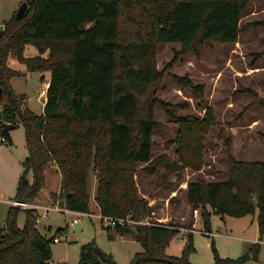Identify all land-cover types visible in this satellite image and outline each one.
<instances>
[{"label":"trees","instance_id":"16d2710c","mask_svg":"<svg viewBox=\"0 0 264 264\" xmlns=\"http://www.w3.org/2000/svg\"><path fill=\"white\" fill-rule=\"evenodd\" d=\"M27 2L22 17L13 13L0 27V134L10 139L4 123L25 130L27 156L21 162L14 199L33 200L44 186L45 169L54 162L60 172V189L65 192L64 206L72 211H89V177L98 169L95 201L100 213L138 220L148 210L146 201L136 196L129 184L125 166L147 163L153 173L157 166L169 164L166 157L152 158V134L160 127L152 104L143 110L142 97L150 94L164 74L155 62L160 42H178L180 52L199 51L214 41L235 42L242 29V10L252 0H20ZM264 25V22H258ZM28 45L34 55H25ZM9 56L25 65L15 69ZM49 74L46 100L41 113L27 105L28 95L16 93L10 78L28 72ZM173 78L181 88L188 87L194 97H203L204 85L194 83L186 74ZM258 102L254 90L244 89ZM168 114L181 126L178 155L182 166L199 168L193 156H182L188 149L186 138L196 144L198 132L213 123L206 106L202 119ZM181 106L187 107L184 101ZM32 172L33 179L28 174ZM225 180L195 179L186 186L188 202L204 209L207 234L212 233L210 210L221 217H241L256 212L260 236L264 233V160H239L229 156ZM19 207L9 206L6 221L0 225V264H47L50 243L35 223L31 209H24L25 221L17 224ZM106 227V226H105ZM172 223H137L116 226L120 233L131 234L143 247L130 264H196L189 260L194 250L192 232L179 256L168 255L165 247L179 232ZM107 231L110 227H106ZM57 233H63L58 228ZM90 241L81 246L78 264H118L103 253L102 261ZM213 264H241L248 256L221 257L212 242ZM258 245L251 250L257 257Z\"/></svg>","mask_w":264,"mask_h":264},{"label":"rangeland","instance_id":"374dc122","mask_svg":"<svg viewBox=\"0 0 264 264\" xmlns=\"http://www.w3.org/2000/svg\"><path fill=\"white\" fill-rule=\"evenodd\" d=\"M19 0H0V27L4 21L16 12ZM19 4V5H18ZM15 10V11H14ZM264 0H252L242 10L240 24L242 26L235 42L214 41L202 45L199 51L180 52L178 42H160L155 50V62L158 69L164 68V74L150 94L142 97L143 110L152 104L154 118L160 127L152 134L154 145L152 158L165 156L169 164L178 169L171 170L167 166H157L151 173L147 163H132L125 166L129 175V184L135 189L136 196L146 201L148 210L138 220L147 217L154 223H172L178 225L179 232L173 235L166 247L165 253L179 256L188 241V233L192 232L194 250L189 253V260L196 264H213V249L221 257L238 258L246 255L241 264H264V233L260 236L256 212L241 217H221L210 210L207 225L214 235L203 231L205 227L202 206L188 202L186 186L189 181L203 179L204 181L225 180L228 177V161L232 155L239 160H264V102H258L244 89L250 88L262 97L264 96ZM37 50L28 45L25 55H34ZM8 65L15 69H24L25 65L15 57L9 56ZM173 74L188 75L192 82L204 85L203 97L197 99L191 90L181 88ZM46 78L48 72L43 73ZM41 73L28 72L23 76H13L9 82L16 93L25 92L28 95L27 105L35 112L41 113L43 102L41 97ZM44 82V81H43ZM186 101L187 107L181 106ZM176 116H190L202 119L206 106L211 107L213 123L205 126V132H198L196 144L192 146V138H186L188 149L182 156H193L192 161L199 168L182 166L178 155L179 139L183 140L181 126L165 109ZM14 139L19 149L25 144V130L20 124L12 129ZM15 147V146H14ZM44 186L29 203L63 205L65 192L60 189L61 175L54 162L45 169ZM0 175V193L6 199L14 197L15 189L9 180L2 183ZM32 181L33 174L29 172ZM98 184V169L95 168L89 177L90 209L100 213L95 201ZM11 206L0 202V225L6 221L7 208ZM21 209V208H20ZM49 218L43 220L44 226H39L46 237H57L59 241L50 243L51 258L47 264H78L81 258V246L94 241L95 247L103 253L112 256L118 264H130L134 255L143 247L131 234H120L105 225L96 215H83L80 220L70 225L74 213H59L49 211ZM25 211L17 215L19 227L24 225ZM63 228L58 234L57 229ZM196 229V230H195ZM258 245L257 257H250L251 250Z\"/></svg>","mask_w":264,"mask_h":264},{"label":"built area","instance_id":"2783aa9c","mask_svg":"<svg viewBox=\"0 0 264 264\" xmlns=\"http://www.w3.org/2000/svg\"><path fill=\"white\" fill-rule=\"evenodd\" d=\"M3 27V26H2ZM45 89H42L41 93H44ZM1 142H6L5 137H1ZM6 202L11 206L14 207H19V208H23V209H31L34 217H35V223L37 226H44V221L45 219L49 218V211H56L59 213H74L78 216H75L72 218L70 225H73L75 223H77L81 216L83 215H89V216H98L101 220V222L103 223V225H105L106 227H112L115 228L116 226H134L137 223H142V224H154V222L150 221V218L147 217L145 220H136L134 218H132L130 215L127 216H109V215H104L102 213H93L91 211H72L70 209H67L64 205H59L57 203H52L50 205H41V204H37V203H29L26 200H17L14 198L11 199H5L2 197L1 193H0V202ZM54 241H59V238L54 237Z\"/></svg>","mask_w":264,"mask_h":264},{"label":"crops","instance_id":"0c3cea01","mask_svg":"<svg viewBox=\"0 0 264 264\" xmlns=\"http://www.w3.org/2000/svg\"><path fill=\"white\" fill-rule=\"evenodd\" d=\"M18 3L19 4L21 3L20 0ZM44 74H45V72H44ZM43 81H42V88L41 89H45V92L41 93V97H42V102H43V106H44V103L46 100V89H47L48 83H49V77L46 78V76H45ZM19 125H20V123L17 126H19ZM13 128H15V127H13ZM13 128L9 129L10 139L6 140V142H1L2 136L0 134V175L2 176L1 177L2 183L5 184V182L10 180L13 183V188L15 189V192H16V185H17L18 177H19L21 170H22L21 162L27 156L28 152H27V148H26V143L24 144L25 149L22 148L23 142H22L21 149H19L18 146H16L17 143L15 142V139H14V132L12 130ZM1 195H2V193H1ZM2 197L4 198L3 195H2ZM63 204H64V202H63ZM199 231H203V230H199ZM210 234L214 235L216 233L212 232ZM258 242L264 243L261 239H258Z\"/></svg>","mask_w":264,"mask_h":264},{"label":"water","instance_id":"95a60500","mask_svg":"<svg viewBox=\"0 0 264 264\" xmlns=\"http://www.w3.org/2000/svg\"><path fill=\"white\" fill-rule=\"evenodd\" d=\"M28 5L26 1H22L20 3V5L18 6L16 12H15V16L17 18H20L23 16V14L25 13L26 9H27ZM0 95H1V89H0ZM2 119V112L0 110V120ZM5 127L7 129H11L13 128V125L11 123H4ZM95 252L97 253V255L99 256V258L104 261L107 262L108 258L103 254V252L101 250H99L97 247H95Z\"/></svg>","mask_w":264,"mask_h":264}]
</instances>
